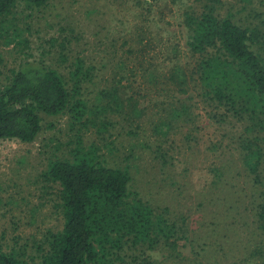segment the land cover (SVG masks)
Here are the masks:
<instances>
[{"label":"rangeland","instance_id":"rangeland-1","mask_svg":"<svg viewBox=\"0 0 264 264\" xmlns=\"http://www.w3.org/2000/svg\"><path fill=\"white\" fill-rule=\"evenodd\" d=\"M200 6L197 0H53L42 8L20 3L0 25L2 78L11 70L41 64L67 78L74 61L84 58L98 68V77L85 86L91 99L107 81L119 82L115 67L122 58L129 60L130 44L136 43L142 25L149 28L156 46L152 55L162 67L160 73L173 63L193 70L197 59L187 45L184 18ZM190 90L194 124L172 134L160 152L161 141L145 131L165 98L157 97L152 86L137 95L140 108L156 110L145 116L143 128H131V121L114 114V126L100 133L97 127L74 125L68 114H42V131L34 142L0 140V232L5 250L37 258L49 232L62 230L59 186L44 174L51 161L74 159L77 150L95 146L110 166L130 170L133 193L188 222L191 234L179 243L180 257L159 248L138 257V264H264L258 258L247 259L261 241L251 205L255 191L243 175L239 155L230 151L243 125L212 119L211 107L194 88ZM188 133L194 138L191 142ZM216 169L228 175L225 191L212 185ZM229 191L231 196L222 199ZM214 222L218 232H213Z\"/></svg>","mask_w":264,"mask_h":264},{"label":"trees","instance_id":"trees-1","mask_svg":"<svg viewBox=\"0 0 264 264\" xmlns=\"http://www.w3.org/2000/svg\"><path fill=\"white\" fill-rule=\"evenodd\" d=\"M51 1L0 0V25L20 3L42 8ZM197 2L200 10L192 9L184 18L187 45L197 59L193 70L173 63L160 73L162 67L152 55L156 46L149 28L142 25L136 43L130 40L129 60L122 58L115 67L119 82L107 81L94 99L86 97L85 86L98 77V68L84 58L74 61L67 78L44 64L14 69L2 78L0 58V140L34 142L42 131V114H68L74 125L86 130L97 127L100 133L114 126V114L131 121V128L135 124L143 128L145 116L156 110L140 108L137 95L152 86L157 97L165 98L145 131L151 130L161 141L160 152L172 134L194 124L187 97L194 88L211 107L212 119L243 125L230 151L239 155L243 175L255 191L251 205L255 234L261 241L247 259L264 262V0ZM187 136L188 141L194 140L191 133ZM99 152L93 146L85 152L77 150L74 159L50 162L44 176L59 186L63 228L49 232L37 258L22 257L17 250L7 252L0 232V264H136L138 257L159 248L181 256L179 243L191 234L187 220L172 218L169 209L133 193L130 170L110 166ZM213 172L212 185L225 191L227 173ZM230 196L226 192L222 199ZM213 224V232H218L219 225Z\"/></svg>","mask_w":264,"mask_h":264}]
</instances>
